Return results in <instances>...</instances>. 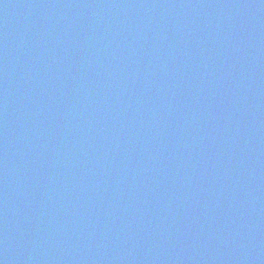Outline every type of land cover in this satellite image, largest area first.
<instances>
[{"label": "water", "instance_id": "1", "mask_svg": "<svg viewBox=\"0 0 264 264\" xmlns=\"http://www.w3.org/2000/svg\"><path fill=\"white\" fill-rule=\"evenodd\" d=\"M0 264H264V0H0Z\"/></svg>", "mask_w": 264, "mask_h": 264}]
</instances>
